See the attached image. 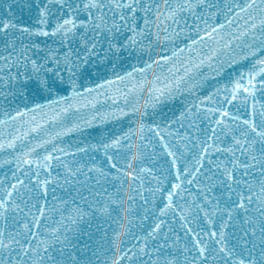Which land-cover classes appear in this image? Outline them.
<instances>
[{
	"label": "snow or ice",
	"instance_id": "obj_1",
	"mask_svg": "<svg viewBox=\"0 0 264 264\" xmlns=\"http://www.w3.org/2000/svg\"><path fill=\"white\" fill-rule=\"evenodd\" d=\"M13 7L0 264H264V0Z\"/></svg>",
	"mask_w": 264,
	"mask_h": 264
},
{
	"label": "water",
	"instance_id": "obj_2",
	"mask_svg": "<svg viewBox=\"0 0 264 264\" xmlns=\"http://www.w3.org/2000/svg\"><path fill=\"white\" fill-rule=\"evenodd\" d=\"M19 3H20V0H0V12H6V11H7V8L9 7V5H13V6H14V7H13V11L16 13V15L22 17L24 20H27V18H28V17H27V9H25L24 12L21 13L20 11H17V7H15V6H18ZM211 90H212L211 88H208V89H207L204 93H202V94H207V92H210ZM171 105H172V104H169V105L164 109V111H165L166 114L169 113L168 109L171 108ZM176 105L178 106V111L182 109V106H183V105H182V103H181L179 100H177ZM115 126H117V125L115 124V122H112V123H110V124L108 125V127H115ZM98 131H99V128H97L95 131H93V135H96ZM64 142H65V143H69V142H71V141H69L68 138H65V141H64ZM9 168H13V169H14V166H13V165L0 166V175H3L4 173L8 172V169H9ZM9 178H11V177H10V173H9ZM193 191H195V187H194V186H193ZM57 194L59 195L60 193L58 192ZM140 203L142 204V201H141ZM141 214H142V209H141ZM56 219H58V217H57ZM93 223H95V222H93ZM149 223H151V220L145 222V224H149ZM53 226H54V225H53ZM111 227L114 228V227H116V225L113 224ZM82 229H83V231H84V235H81V236L79 237V243H80V244L88 243L89 246H91L95 241H97V240L99 239V235H98V234H93L92 239L89 240V238H88V233L91 232V231H93V230L89 229V228L87 227V225H82ZM110 230H111V229H109V231H110ZM130 246H131V245H129V247H130Z\"/></svg>",
	"mask_w": 264,
	"mask_h": 264
}]
</instances>
